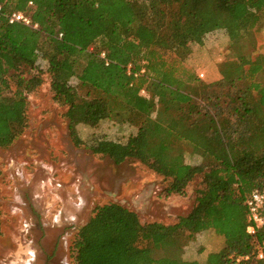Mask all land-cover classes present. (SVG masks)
Returning a JSON list of instances; mask_svg holds the SVG:
<instances>
[{
  "label": "trees",
  "instance_id": "obj_1",
  "mask_svg": "<svg viewBox=\"0 0 264 264\" xmlns=\"http://www.w3.org/2000/svg\"><path fill=\"white\" fill-rule=\"evenodd\" d=\"M0 7V148L24 134L29 95L49 73L76 146L85 145L81 124L133 126L119 109L144 116L156 109L126 142L101 138L89 149L116 165L138 160L167 181V197L184 196L201 178L192 210L172 223L142 222L119 203L97 206L76 235L77 264H201L180 254L208 230L225 246L204 264H264L247 233L246 204L264 188V54L257 52L264 0H0ZM18 11L39 28L10 23ZM217 30L227 33L234 55L220 65V80L201 84L188 50ZM90 49L80 69L77 57ZM186 87L204 88V96ZM82 88L94 95L80 94ZM217 138L218 150L205 152L199 164L186 162L184 142L203 149ZM257 240L264 241V228ZM247 254L250 260L236 261Z\"/></svg>",
  "mask_w": 264,
  "mask_h": 264
},
{
  "label": "rangeland",
  "instance_id": "obj_2",
  "mask_svg": "<svg viewBox=\"0 0 264 264\" xmlns=\"http://www.w3.org/2000/svg\"><path fill=\"white\" fill-rule=\"evenodd\" d=\"M223 37L221 32L208 34L204 46L194 45L188 50V65L197 75L204 73V78L198 76L201 84H211L207 69H212L213 62L220 61L216 69L220 74V65L234 55ZM90 52L78 55L80 69L88 62ZM257 52L264 54V45ZM42 67L47 68L45 63ZM72 84L77 85L78 80L73 78ZM185 90L204 96L201 87ZM88 92V97L94 95L88 88L80 90L84 96ZM67 110L55 101L51 76L44 73L43 84L29 95L27 129L11 146L0 148V264H77L72 250L76 235L100 205L119 203L136 211L142 222L165 224L193 208L200 177L184 196L167 197L163 192L167 181L138 160L127 159L116 165L110 157L95 155L89 149L101 138L126 142L147 116L155 118L156 109L146 116L119 109L122 118L133 126L111 120L96 127L81 124L77 130L85 145L80 147L74 143ZM219 139L207 144L206 149L184 142L186 162L201 163L205 152L218 150ZM223 242L208 230L198 234L196 242L186 243L180 256L187 260L196 257L204 264L205 256H200L199 249L204 253L219 250Z\"/></svg>",
  "mask_w": 264,
  "mask_h": 264
},
{
  "label": "built area",
  "instance_id": "obj_3",
  "mask_svg": "<svg viewBox=\"0 0 264 264\" xmlns=\"http://www.w3.org/2000/svg\"><path fill=\"white\" fill-rule=\"evenodd\" d=\"M32 5V2L30 3ZM1 12V7H0ZM10 23H22L24 25L30 26L34 29H38L39 25L33 23L30 16H28L25 12L18 11L14 12L9 17ZM62 36V34L60 35ZM102 58H105V53H102ZM108 64V63H107ZM145 72V69L141 71ZM128 73H131V66L128 67ZM136 76L138 74H135ZM198 76L200 78H204V73H199ZM144 96H149L146 90H142L141 92ZM247 233L253 238V248L255 257L258 260L264 258V241L260 242L257 240V233L260 229L264 228V188L255 190L251 196L247 200ZM252 258L251 254H247L245 256L239 257L236 261L239 260H250Z\"/></svg>",
  "mask_w": 264,
  "mask_h": 264
},
{
  "label": "crops",
  "instance_id": "obj_4",
  "mask_svg": "<svg viewBox=\"0 0 264 264\" xmlns=\"http://www.w3.org/2000/svg\"><path fill=\"white\" fill-rule=\"evenodd\" d=\"M223 33V42L225 41V42H228L229 43V37H228V35H227V33L224 31V30H217V31H214V32H211V33H209L211 36H214V34H216V33ZM204 41H205V39H204ZM203 46H204V44H203ZM218 46V44H215V47H217ZM220 62V61H219ZM218 61H215V62H213V65L211 66L212 67V69L209 71V69H207V73H208V76L210 77V80H208L209 81V83H212L213 81H217V80H220V78H221V75L220 74H218V71H216V69H218L219 70V63ZM219 63V64H218ZM225 246V243L223 242V246H221V248L219 249V250H214V251H210V252H208V253H204V252H202V250H200L199 249V254H200V256L202 257V256H205V262H206V260H207V257H208V255L211 253V252H217V251H220L223 247ZM205 254V255H204ZM192 260H195V261H198L197 260V258L195 257V258H193Z\"/></svg>",
  "mask_w": 264,
  "mask_h": 264
}]
</instances>
